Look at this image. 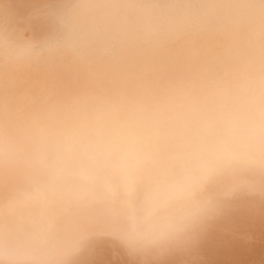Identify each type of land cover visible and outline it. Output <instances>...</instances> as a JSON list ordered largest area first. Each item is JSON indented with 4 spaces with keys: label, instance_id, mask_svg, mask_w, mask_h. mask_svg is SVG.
<instances>
[{
    "label": "bare ground",
    "instance_id": "bare-ground-1",
    "mask_svg": "<svg viewBox=\"0 0 264 264\" xmlns=\"http://www.w3.org/2000/svg\"><path fill=\"white\" fill-rule=\"evenodd\" d=\"M63 2L0 0V264H264L243 42L146 55L131 0H73L100 46L77 69L22 47Z\"/></svg>",
    "mask_w": 264,
    "mask_h": 264
},
{
    "label": "clouds",
    "instance_id": "clouds-1",
    "mask_svg": "<svg viewBox=\"0 0 264 264\" xmlns=\"http://www.w3.org/2000/svg\"><path fill=\"white\" fill-rule=\"evenodd\" d=\"M137 13L139 45L146 55L163 53L193 42V36L221 28L242 41L252 69L238 86L250 106L234 134L264 153V0H131ZM48 30L23 42L32 55L73 68L84 67L99 55L98 26L73 0H64L47 17ZM30 59V57H27ZM0 143V154L6 150Z\"/></svg>",
    "mask_w": 264,
    "mask_h": 264
}]
</instances>
